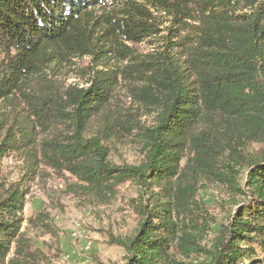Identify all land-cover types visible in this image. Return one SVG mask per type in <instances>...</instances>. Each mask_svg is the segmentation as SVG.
Listing matches in <instances>:
<instances>
[{
    "label": "trees",
    "instance_id": "trees-1",
    "mask_svg": "<svg viewBox=\"0 0 264 264\" xmlns=\"http://www.w3.org/2000/svg\"><path fill=\"white\" fill-rule=\"evenodd\" d=\"M155 12L172 20L169 35L163 36L165 50L141 54L127 47L124 41L140 42L160 34ZM110 52L129 63L121 70L92 67L88 81L86 67L88 87L71 84L31 104L39 125L52 133L36 159L68 171L85 193L105 196L128 181L146 186L154 203L142 208L137 232L111 241L125 250L123 264H173V246L195 249V233L201 231L188 207L193 187L186 191L182 219L172 218V194L183 176L186 141L199 118L220 113L249 142L264 143V2L0 0V101L33 81L51 82L47 73L62 69L72 58L110 60ZM119 73L134 78L129 90L153 110V127L112 102ZM97 119L104 125L103 135L119 124L126 131H139L144 155L139 165L120 167L107 161L102 135L87 137ZM35 144H29V150ZM20 148L8 132L0 141V161ZM219 153L214 143L201 142L192 160L211 173ZM242 161L248 170L245 188L237 178L231 187L248 199L215 233L201 264H264V150ZM153 188L158 189L156 197ZM29 190L25 181L0 183V264H32V257L46 258L41 251L32 252L22 238ZM256 250L262 255L257 256Z\"/></svg>",
    "mask_w": 264,
    "mask_h": 264
},
{
    "label": "rangeland",
    "instance_id": "rangeland-1",
    "mask_svg": "<svg viewBox=\"0 0 264 264\" xmlns=\"http://www.w3.org/2000/svg\"><path fill=\"white\" fill-rule=\"evenodd\" d=\"M237 1L239 5H258L264 2ZM154 15L161 22L160 34L140 42L124 41L127 47L141 54L165 50L166 41L163 36L169 35L168 28L172 25V20L163 13L155 12ZM108 55L113 57L96 62L90 56L72 58L71 63L62 69L47 73L51 82L40 85L33 81L25 85L21 92L0 101V141L9 132L21 145L19 150L2 157L0 183L9 186L25 181L29 186L23 212L25 220L22 238L29 244L32 252L41 251L46 256L44 259L32 257V264H123L126 252L121 246L114 244L111 237L133 236L143 218L142 208H151L154 203L150 197L151 191L134 181L118 185L105 192V196L88 191L85 193L79 187L81 182L68 171L54 168L41 159H36L43 141L51 138L52 133L39 125L31 104H36L42 97L53 96L55 92H61L71 84L88 87L89 82L86 84L83 70L86 67L88 81L92 67L121 70L129 63L115 52ZM129 78L119 73L116 99H112V102H117L124 107L126 113H131L141 124L151 128L155 121L154 112L146 109L132 95L128 85L130 81L135 80ZM131 117L129 114L126 116L128 119ZM103 130L104 125L97 119L89 126L87 137L101 138L102 135L101 143L108 148V162L120 167L137 166L141 163L144 155L138 130L131 128L126 131L121 124L114 125L106 135H103ZM33 142H36L35 147L29 150V144ZM201 142L214 143L220 152L219 162L211 173L201 163L192 160L195 157V146ZM233 149L237 150L239 156L233 154ZM263 150L264 143L249 142L236 130L231 129L224 115L205 113L199 118L192 135L186 141L181 163V169L184 167L183 176L172 194V218L182 219L186 210V198L189 196L186 191L193 187L195 190L191 189L193 198L188 207L196 215L201 231L195 233L198 243L195 249L188 251L173 246L171 254L176 261L173 264H201L205 261L204 249H209L215 233L226 226L231 217L236 216L248 199L246 194L231 187L233 180L237 178L241 181L242 188H245L248 170L242 160L251 158ZM33 162L35 164H32ZM153 190L156 197L158 189ZM206 225H209V228ZM192 232L195 230L192 229ZM255 254L262 255V251L256 250Z\"/></svg>",
    "mask_w": 264,
    "mask_h": 264
}]
</instances>
